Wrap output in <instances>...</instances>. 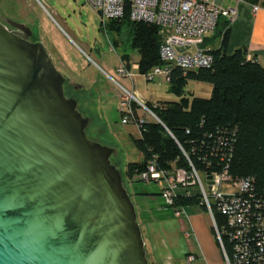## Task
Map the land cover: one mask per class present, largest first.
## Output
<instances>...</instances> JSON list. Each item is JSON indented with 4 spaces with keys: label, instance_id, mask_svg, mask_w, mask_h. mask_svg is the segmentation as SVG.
Wrapping results in <instances>:
<instances>
[{
    "label": "water",
    "instance_id": "water-1",
    "mask_svg": "<svg viewBox=\"0 0 264 264\" xmlns=\"http://www.w3.org/2000/svg\"><path fill=\"white\" fill-rule=\"evenodd\" d=\"M30 35L0 21V264H149L115 149Z\"/></svg>",
    "mask_w": 264,
    "mask_h": 264
},
{
    "label": "trees",
    "instance_id": "trees-1",
    "mask_svg": "<svg viewBox=\"0 0 264 264\" xmlns=\"http://www.w3.org/2000/svg\"><path fill=\"white\" fill-rule=\"evenodd\" d=\"M129 12V0H125L122 17L107 21L103 27L116 33L126 28L129 47L139 55L135 61L139 72L146 73L163 64L159 56L162 36L158 25L133 21ZM228 31V23L219 20L210 35L205 36L202 46L212 56L209 66L171 68L168 91L177 97L176 100L146 101L162 124L149 119L140 127L139 136L132 140L141 159L128 163L126 172L128 176L135 175L136 181L153 155L157 156L158 168L167 170L175 166L189 168L188 161L201 174L226 169L231 177L251 178V197H246L252 205L256 201L264 204V67L255 58L247 57L245 47L228 52ZM219 38L220 46L212 47ZM120 58L127 63L134 61L127 53ZM189 81L209 83L210 95L187 94ZM193 188L195 192L189 195L185 193L189 191L186 188L176 196L174 205L199 203V191ZM214 218L218 225L227 223L225 216L216 210ZM249 223L253 230L249 231L248 238L258 250L264 245V225L258 226L264 223V208L250 215ZM222 236L232 258L234 240L231 241L226 233ZM257 253L259 263L247 264H264V249Z\"/></svg>",
    "mask_w": 264,
    "mask_h": 264
},
{
    "label": "built area",
    "instance_id": "built-area-1",
    "mask_svg": "<svg viewBox=\"0 0 264 264\" xmlns=\"http://www.w3.org/2000/svg\"><path fill=\"white\" fill-rule=\"evenodd\" d=\"M37 1L41 4L40 0ZM85 1L97 12L103 26L111 19L122 17L124 13L125 0ZM240 1L236 0V3ZM250 3L254 13L261 9L258 3ZM129 9L131 20L155 23L162 36L159 56L163 64L143 73L146 80L162 77L168 81L173 66L183 69L209 66L212 56L206 53L202 46L205 36L214 30L220 19H225L229 24L237 15L236 7H222L220 0H129ZM137 67V62L128 61L127 63L122 58H119V64L116 67L118 76L127 79L132 84L131 88L124 86L111 75L106 74V76L116 84L118 90V111L121 123L134 125L140 134V127L149 120L147 116L162 123L146 101L142 100L133 89L136 75L139 74ZM184 155L188 157L186 153ZM188 163L189 168L183 166H175L168 170L158 168L157 156L153 155L145 169L136 178L147 183H159L160 195L164 205L167 206H175L174 198L179 195L178 189L196 187L199 191V204L204 205L205 211L209 214L214 235L222 253V261L219 264L259 263L257 251H262L264 245L259 246L258 250L252 247L248 235L253 228L249 220L250 215H255L258 210L264 208V204L255 200V204L252 205L251 200L248 199L251 197L252 179L231 177L226 169L201 174L190 161ZM175 210L178 215V209ZM215 210L225 216L227 223L221 225L216 223ZM262 225L264 223L258 226ZM225 233L231 241L234 240L232 258L228 255L223 242L222 235ZM189 259H194V256H190Z\"/></svg>",
    "mask_w": 264,
    "mask_h": 264
},
{
    "label": "rangeland",
    "instance_id": "rangeland-1",
    "mask_svg": "<svg viewBox=\"0 0 264 264\" xmlns=\"http://www.w3.org/2000/svg\"><path fill=\"white\" fill-rule=\"evenodd\" d=\"M40 1L41 4L37 0H0V21L10 19L26 24L31 31L29 39L43 43L56 67L66 77L65 94L74 97L82 114L90 118L87 136L115 149L110 158L120 170L133 204L134 187L158 192L159 183L135 181V175L128 176L126 172L128 163L141 159L131 136L137 137L138 133L134 125L121 123L116 108V84L103 72L105 70L122 84H127L116 73L120 55L127 53L134 61L139 55L129 47L126 28L117 33L104 28L97 12L85 0ZM95 47L99 53L95 52ZM137 72L133 89L142 100L177 99L168 91V82L162 77L146 80L139 67ZM190 92L194 96L208 97L211 85L189 81L186 93ZM188 190L191 193L196 189L192 187ZM207 216L210 219L209 214Z\"/></svg>",
    "mask_w": 264,
    "mask_h": 264
},
{
    "label": "crops",
    "instance_id": "crops-1",
    "mask_svg": "<svg viewBox=\"0 0 264 264\" xmlns=\"http://www.w3.org/2000/svg\"><path fill=\"white\" fill-rule=\"evenodd\" d=\"M250 2L258 3L261 9L254 13ZM220 5L237 9L234 21L228 24L227 51L232 52L237 47H245L247 56L255 58L264 67V0H241L238 3L236 0H220ZM218 46L220 38L212 45ZM103 72L105 75L108 74L105 70ZM121 79L127 81L124 86L131 88L132 84L127 79L123 77ZM75 87L79 88L81 85ZM116 108L118 110V104ZM137 133L139 136L138 130ZM159 190L160 187L158 192L133 188L137 221L141 228L148 263H221L222 253L205 209L199 203L183 206L164 205ZM175 209H178V215ZM190 256H194V259L190 260Z\"/></svg>",
    "mask_w": 264,
    "mask_h": 264
}]
</instances>
